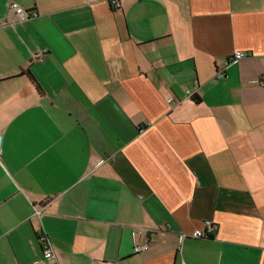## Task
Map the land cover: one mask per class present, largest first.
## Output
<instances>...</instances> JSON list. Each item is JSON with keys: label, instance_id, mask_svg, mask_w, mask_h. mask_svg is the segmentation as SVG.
Segmentation results:
<instances>
[{"label": "crops", "instance_id": "0c3cea01", "mask_svg": "<svg viewBox=\"0 0 264 264\" xmlns=\"http://www.w3.org/2000/svg\"><path fill=\"white\" fill-rule=\"evenodd\" d=\"M119 1L0 0V264H264V0Z\"/></svg>", "mask_w": 264, "mask_h": 264}, {"label": "built area", "instance_id": "2783aa9c", "mask_svg": "<svg viewBox=\"0 0 264 264\" xmlns=\"http://www.w3.org/2000/svg\"><path fill=\"white\" fill-rule=\"evenodd\" d=\"M110 4L114 6L115 8L120 7V1L119 0H110ZM10 9L13 11V13L16 15L17 19L19 21H26L31 18H35L38 14L36 11H27L22 6H20L16 2H10L9 3ZM246 54L243 51L236 50L228 58L225 60V65H227L229 62L237 61L244 57ZM216 78H224L225 77V71L223 68L218 69L215 73ZM262 84H264V78L260 80ZM195 94V89H187L186 90V97L187 99H191L193 95ZM44 209V206L42 207H33V214L36 216H39ZM217 230V224L213 222L212 220L206 219L202 222V226L200 228H196L192 230L189 233H179V239L180 241L184 240L185 238H203V237H210L215 231ZM144 233L147 235L148 230H143L141 232H132V239H135L139 234ZM40 244L43 252L44 258H51L53 257V251L52 247L50 245V242L48 241V238L45 236H41L40 238ZM149 248V241L145 239L141 243H135L133 245V252L134 253H140L144 252ZM180 253V249L177 250ZM182 264H184L182 262Z\"/></svg>", "mask_w": 264, "mask_h": 264}, {"label": "trees", "instance_id": "16d2710c", "mask_svg": "<svg viewBox=\"0 0 264 264\" xmlns=\"http://www.w3.org/2000/svg\"><path fill=\"white\" fill-rule=\"evenodd\" d=\"M29 78H30L32 81H34L31 75H29ZM34 84H35L36 87H38V85H37L36 83H34Z\"/></svg>", "mask_w": 264, "mask_h": 264}]
</instances>
